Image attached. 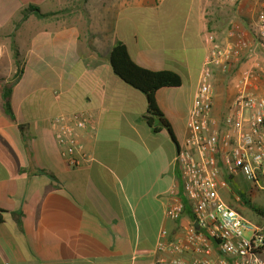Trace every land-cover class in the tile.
<instances>
[{"label":"crops","instance_id":"1","mask_svg":"<svg viewBox=\"0 0 264 264\" xmlns=\"http://www.w3.org/2000/svg\"><path fill=\"white\" fill-rule=\"evenodd\" d=\"M95 1L0 0V264H152L162 232L181 238L193 222L174 164L177 145L166 128L154 131L159 119L148 125L145 95L114 74L109 55L121 42L139 66L181 77L180 87L156 94L180 147L208 33L225 42L235 28L248 31L262 1L228 3L234 12L226 17L214 15L209 0ZM30 5L53 15L23 21ZM9 86L15 120L3 108ZM214 88L213 116L222 119L234 92L219 70ZM77 111L93 114L82 138L92 161L70 169L51 120ZM175 190L185 210L172 221Z\"/></svg>","mask_w":264,"mask_h":264},{"label":"built area","instance_id":"2","mask_svg":"<svg viewBox=\"0 0 264 264\" xmlns=\"http://www.w3.org/2000/svg\"><path fill=\"white\" fill-rule=\"evenodd\" d=\"M222 1L236 5L240 0ZM259 6L248 31L235 28L225 42L208 33L210 46L189 113L186 140L174 160L194 219L181 238L169 239L162 232L152 264H264V216H260L262 223L254 224L223 196L230 192V181L239 177L251 186L249 196L264 195V62L259 54H264V4ZM216 70L229 78L234 92L222 119L213 116ZM93 128L90 111L52 118L54 139L68 168L91 163L82 138ZM184 210L185 203L175 190L167 218L175 221Z\"/></svg>","mask_w":264,"mask_h":264},{"label":"trees","instance_id":"3","mask_svg":"<svg viewBox=\"0 0 264 264\" xmlns=\"http://www.w3.org/2000/svg\"><path fill=\"white\" fill-rule=\"evenodd\" d=\"M30 15H35L40 20L48 19L51 15L49 13H42L40 8L30 5L21 12L22 20L26 21ZM13 52L16 58L18 57V51L13 45ZM110 65L116 76H118L125 84L133 89L141 92L147 99V114L145 120L150 127H154V120L157 118L160 121V127H155L154 131L159 132L161 129L166 128L172 136L173 141L179 148V144L172 132L170 124L167 122L164 114L158 107L156 101V94L159 90L164 88H178L182 85L181 77L170 71H152L139 66L132 56L130 55L125 44L118 42L111 50L109 55ZM12 86V85H11ZM11 86L6 87L2 94L3 108L6 114L15 120V116L11 105ZM233 184L232 181H230ZM240 204L249 208L252 212L259 216H264V211L254 206L250 200H247L244 196L239 197ZM234 209V208H233ZM6 212L0 209V223L4 222V214ZM17 218H21L22 214H14ZM20 222V220H19Z\"/></svg>","mask_w":264,"mask_h":264},{"label":"rangeland","instance_id":"4","mask_svg":"<svg viewBox=\"0 0 264 264\" xmlns=\"http://www.w3.org/2000/svg\"><path fill=\"white\" fill-rule=\"evenodd\" d=\"M91 1H92L91 5L95 7L96 1L95 0H91ZM209 1H210L209 5L211 8V11L216 16L221 14L222 16L226 17L227 16L226 14H229V12H234L233 7L230 6L228 3L222 1V0H209ZM261 1L264 4V0H261ZM256 13L257 12L255 10L254 12H252L250 14V17H251L250 20H252L256 16ZM90 16H92V18H91L92 20H95L96 12L92 13V15H90ZM231 16L233 17V15H230L228 17L231 18ZM239 21H245V23H246V20L244 18H240ZM260 56L262 57V61L264 62V55L262 54ZM165 101H167V99ZM165 108L167 109L166 111H169L167 104H166ZM179 109H180V105H179ZM250 190H251V186L245 181V179L243 177H240V178H237L233 182V184L230 186V192L226 193V198H229L231 200V202L234 205H236V204H240V201L234 200L236 198V196H238V197L244 196L247 200H250L254 206H256V207H258L264 211V195L261 193H256L253 196H249ZM234 205H231L232 208H234ZM244 208H243L244 210H240V209L238 210L242 216L246 217L249 221H251L254 224L262 223V219H263L262 217L257 216L249 208H247L245 206H244Z\"/></svg>","mask_w":264,"mask_h":264},{"label":"water","instance_id":"5","mask_svg":"<svg viewBox=\"0 0 264 264\" xmlns=\"http://www.w3.org/2000/svg\"><path fill=\"white\" fill-rule=\"evenodd\" d=\"M178 150V149H177Z\"/></svg>","mask_w":264,"mask_h":264}]
</instances>
